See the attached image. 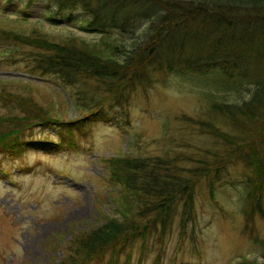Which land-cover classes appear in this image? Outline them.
Instances as JSON below:
<instances>
[{
  "label": "trees",
  "instance_id": "1",
  "mask_svg": "<svg viewBox=\"0 0 264 264\" xmlns=\"http://www.w3.org/2000/svg\"><path fill=\"white\" fill-rule=\"evenodd\" d=\"M20 1L23 8L43 2L51 9L47 17L58 20L80 12L82 30L105 35L98 41L72 33L52 35L27 23L23 14L0 12V63L24 62L33 76L0 79V152H65L77 147L75 131L85 134L81 127L97 119H114L112 124L124 132L126 120L114 109H120L129 89L149 81L156 70L204 84L193 87L207 102V116L194 122L217 144L190 157L189 166L181 164L184 156L140 155L137 150L107 157L106 183L116 187L114 216L102 215L71 232L57 264L115 255L156 225L166 228L178 202L190 217L193 188L204 177L211 198L218 189L233 196L244 193L250 212L264 207V0ZM145 15H153V24L141 39L136 34L126 43L120 37L119 43L109 34L125 28L133 33ZM209 78L214 81L207 83ZM52 83L60 90H53ZM66 100L75 111L70 119L64 117ZM230 163L239 165L241 181L222 178ZM0 172L8 173L4 168ZM252 241L260 247L261 260L240 257L234 264H264V238Z\"/></svg>",
  "mask_w": 264,
  "mask_h": 264
},
{
  "label": "rangeland",
  "instance_id": "2",
  "mask_svg": "<svg viewBox=\"0 0 264 264\" xmlns=\"http://www.w3.org/2000/svg\"><path fill=\"white\" fill-rule=\"evenodd\" d=\"M20 4V0L9 5L3 2L0 12L9 17L23 14L27 23L41 25L52 35L72 33L88 41L105 35L82 30L85 21L80 12L58 20L60 17H47L51 9L43 2L25 8ZM152 19L153 15L143 16L133 33L125 28L123 33L111 29L109 34L119 43L120 37L126 43L136 34L141 39L152 26ZM150 74L149 81L129 89L120 109H114L126 120L124 132L116 129L117 123L112 124L114 119H97L81 127L85 134L75 131L77 147L65 152L30 148L14 156L0 152V168L8 172H0V264H57L71 232L89 226L102 215L114 216L111 196L116 187L106 183L107 157L137 150L135 154L140 155L184 156L181 164L189 166L190 157L217 146L194 122L207 116V102L193 87L204 84L164 70ZM15 78L33 76H29L24 62L0 63V79ZM213 81L209 78L207 83ZM50 86L60 90L54 83ZM65 102L64 117L73 118L75 111L69 101ZM212 120L217 124L219 119ZM222 171V178L241 181L239 165L230 163ZM240 186L244 192L245 187ZM211 195L205 177L199 179L193 188L190 217L183 210V202H178L166 228L156 225L154 231L134 238L115 255L105 253L86 264H234L240 257L261 260L260 247L252 240L264 238V207L250 212L251 203L244 193L233 196L218 189L214 196L218 199Z\"/></svg>",
  "mask_w": 264,
  "mask_h": 264
}]
</instances>
